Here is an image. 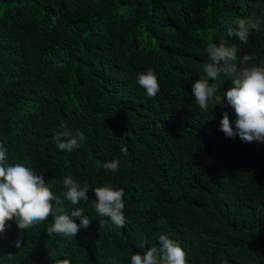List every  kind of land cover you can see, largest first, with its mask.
Wrapping results in <instances>:
<instances>
[{
  "label": "trees",
  "instance_id": "16d2710c",
  "mask_svg": "<svg viewBox=\"0 0 264 264\" xmlns=\"http://www.w3.org/2000/svg\"><path fill=\"white\" fill-rule=\"evenodd\" d=\"M250 17L264 21V0H0V143L61 200L65 176L87 183L88 202L57 207L91 218L71 238L47 234L51 216L23 232L8 222L0 264H131L161 234L188 264H264V143L226 138L233 110L204 112L192 94L210 43L264 62V23L247 43L227 34ZM149 68L153 98L137 83ZM209 82L221 95L231 86L224 74ZM65 124L85 136L70 153L53 140ZM113 159L115 173L103 168ZM105 184L124 189L122 228L95 211Z\"/></svg>",
  "mask_w": 264,
  "mask_h": 264
},
{
  "label": "clouds",
  "instance_id": "9594fccd",
  "mask_svg": "<svg viewBox=\"0 0 264 264\" xmlns=\"http://www.w3.org/2000/svg\"><path fill=\"white\" fill-rule=\"evenodd\" d=\"M264 23L260 18L250 17L239 19L236 26H228L227 34L247 43L251 31H260ZM236 45L226 46L210 43L206 53L208 60L202 65L207 78H199L192 84V94L199 108L207 112L209 106L224 108L225 104L235 114L233 128L227 111L223 112L219 130L226 138L239 136L244 142L258 141L264 143V62L261 65L247 66L254 56L238 53ZM224 74L231 86L224 93L218 94V85L210 83ZM137 83L142 87L149 98L155 97L160 91L157 74L151 68L138 74ZM63 130L57 131L53 140L60 151L72 152L81 146L85 140L82 132L75 134L62 125ZM7 148L0 143V235L14 221L22 232L26 229L43 223L50 216L53 218L47 234L63 235L67 238L76 237L81 229H87L91 218L84 213L83 208L74 207L69 213L62 207H57L67 200L76 206L81 201L88 202L89 185L81 186L71 175L63 179V200L58 198L51 186L45 182L42 175L37 174L23 163L10 164ZM120 161L113 159L105 162L103 168L113 173L119 170ZM95 199L92 201L95 211L100 217H108L112 225L122 228L125 225L123 188H116L111 184L92 189ZM55 202V203H54ZM75 218V219H74ZM77 219L79 223H77ZM159 247L148 248L143 254L133 253L131 264H188L187 254L176 240L170 239L167 234L158 237ZM21 246V239L16 241V247ZM55 264H72L68 258L58 259Z\"/></svg>",
  "mask_w": 264,
  "mask_h": 264
}]
</instances>
